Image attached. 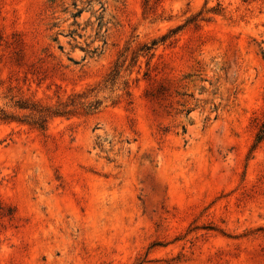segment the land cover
Listing matches in <instances>:
<instances>
[{
  "label": "rangeland",
  "instance_id": "1",
  "mask_svg": "<svg viewBox=\"0 0 264 264\" xmlns=\"http://www.w3.org/2000/svg\"><path fill=\"white\" fill-rule=\"evenodd\" d=\"M104 1L0 0V264H264V0Z\"/></svg>",
  "mask_w": 264,
  "mask_h": 264
},
{
  "label": "trees",
  "instance_id": "2",
  "mask_svg": "<svg viewBox=\"0 0 264 264\" xmlns=\"http://www.w3.org/2000/svg\"><path fill=\"white\" fill-rule=\"evenodd\" d=\"M96 1L100 4V9H99L100 13L97 14L98 29H97V33H96L98 35V37L100 38V37H102L101 32L103 30V27L105 26L104 14H103L105 11V1L104 0H96ZM75 5H76V3H75ZM82 12H83V9H79L76 13L73 14V17L75 19H77L78 17L81 16ZM75 24H77L76 21H75ZM73 32H76V30H74ZM104 43H105V39H104ZM96 49H98V47ZM257 139H258V141H262L264 139V123L262 124V127L258 133Z\"/></svg>",
  "mask_w": 264,
  "mask_h": 264
}]
</instances>
